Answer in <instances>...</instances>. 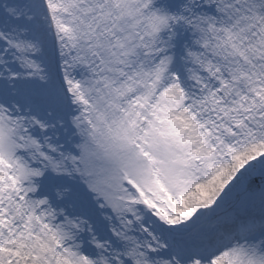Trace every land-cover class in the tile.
<instances>
[{
	"label": "snow or ice",
	"instance_id": "snow-or-ice-1",
	"mask_svg": "<svg viewBox=\"0 0 264 264\" xmlns=\"http://www.w3.org/2000/svg\"><path fill=\"white\" fill-rule=\"evenodd\" d=\"M0 264H264V0H0Z\"/></svg>",
	"mask_w": 264,
	"mask_h": 264
}]
</instances>
